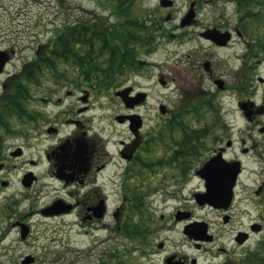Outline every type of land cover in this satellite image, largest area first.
Masks as SVG:
<instances>
[{
    "label": "rangeland",
    "instance_id": "1",
    "mask_svg": "<svg viewBox=\"0 0 264 264\" xmlns=\"http://www.w3.org/2000/svg\"><path fill=\"white\" fill-rule=\"evenodd\" d=\"M191 1L175 0L176 3L171 7L161 6L160 0L136 1L132 14L142 17V19L145 17L147 19L155 18L156 22L162 23L163 30L161 33L157 31L153 51L149 54L145 52L144 57L150 61V64L147 69L144 68V73L132 71L127 77H123L122 84L117 87V90L132 86L136 90L149 92L148 107L146 110H141L146 113V128L152 124L156 125L162 119L159 110L160 103L169 105L172 103L180 104L179 107L182 106L180 112L182 111L184 124L191 130L194 129V132L200 130L197 128L201 124V108L198 106V112H195L192 104L196 102L200 104V96L208 97V95L212 96L213 93H217L215 97L221 100V110L227 122L226 129L219 127L215 129L221 140L217 143L212 137L207 136L204 138L207 141L205 150L200 151L198 155L189 153V158L181 157L180 159L199 164L216 153L217 148L224 147L227 140L231 138L234 140L233 146L227 148L224 155L227 159L239 155L244 167L239 178V185L236 188L238 190L236 197L238 206L234 213L235 217L233 222L226 226L218 225L216 223L221 219V214L218 211L209 206L200 207L190 200L193 191H198L204 185L199 177L190 178L183 185L182 190H179V185L170 182L166 184L167 188L170 192H177L180 195L181 203L187 204L196 218L212 222L211 232L215 236L214 242L206 244L207 252L205 249H197L184 234L183 224H177L172 219L173 210L179 205L177 201L169 199L167 201L168 206H166L161 204L159 200L158 205L155 206V227H158L159 223L160 225L163 224L159 222L160 215L163 213L165 214L163 221L167 228L160 231L159 229L156 231L157 228H155V234L151 236V245H149V249L151 248L155 252L145 254L138 238L133 240L131 237H126L127 240L120 237L119 255L109 260L110 262L115 261L116 264H165L166 254L172 251L195 256L199 261L198 264H221L225 256L218 253L220 247L236 251L235 257L238 258L243 256L246 251L254 248L264 233V229H262V232L252 234L243 246H237L234 242L238 229L246 228L251 231L250 225L259 219V208L262 206V198H264V189L262 200L258 199L260 196L256 194L260 185H264V155L262 154V147H259L264 141V131L261 130L264 127V57L255 59V67L251 72L253 93L248 95L234 89L242 77L241 74L249 73V71L243 73L246 70L242 68L250 65L248 61H246V65L242 64L241 53L244 52L245 46L237 42V33H234L235 43L233 45L227 48L213 47L210 58L213 61L214 74L216 77H223L227 84L226 89L218 90L208 77L202 62L198 63L200 69L197 71L189 67L194 56L189 57L188 55L199 47L197 46L199 44L198 38H192V35L198 34L200 26L217 24L235 31L236 12L234 3L231 0H199L200 6L196 14L201 24H199L200 26L185 28L180 26L181 19L186 15ZM9 3L0 7V46L14 48L15 54L6 66L5 72L0 74V81L8 78L10 74L15 75L21 70L24 63L34 61L37 51L44 52L50 45L49 43L55 39L56 34L67 23L80 17L88 18L94 14L101 15L102 18L103 16L109 17L112 14L113 6V1L109 2V0H10ZM170 13L171 15L168 16ZM204 43V47L207 48V42ZM203 56L207 57L205 54ZM161 75H168V83L160 82L158 78ZM76 76L77 74L70 68L65 75L56 76V74L50 73L38 83H30V95L22 100L27 113L29 111L30 113L20 118H17L16 115L11 117L16 132L14 131L9 135L10 138L6 143L7 150L5 151L6 160H3L5 167L0 170V264H23V259L27 255L37 258L34 261L35 264H70L73 256L75 258V255L79 253L78 250L83 252L85 248L94 243V239L98 237L97 234H109L101 230H96L88 236L73 234L66 226L69 217H64V220L62 218L55 219L44 217L40 211L37 212V209L51 203L56 194H59L58 183L48 173L45 158L49 144L56 140L58 133L50 132L52 134L50 135L47 133V128L50 122H58V119L61 120L63 117L65 119L71 115L70 103L74 104L73 116H76L78 108H76V100L81 94L79 91H82L81 87L75 85ZM71 82L73 83L71 84ZM74 90L75 92L72 93ZM89 90L86 87V91L89 92ZM117 90L104 89L100 92L98 90L93 92L91 102H89L91 108L87 112V124L91 133H100L105 128L102 133L110 138L108 147L114 153L121 146L119 140L131 136L125 125L117 124V121L111 118L117 113L130 110L126 108L121 98L115 97ZM183 92L187 100L182 96L183 94L181 95ZM60 96L65 97L63 105L58 104ZM249 99L255 101V105L263 107L261 111L257 108L258 114H255V117L252 115V119L244 116L239 106L240 101ZM64 106H68L66 112H62L65 109ZM68 123L65 122L62 125L61 135H67L70 132L72 126ZM163 131H165V142L161 143L159 140L155 142L153 153L150 155L151 162L152 160L159 161L161 157L168 159L169 154L173 152L171 151L173 144L180 145L183 150L187 149L188 145L182 134L178 138L176 134L171 135L172 133L167 129ZM156 139H158L157 136ZM201 140L199 138V142ZM15 145H23L21 156L10 155V146ZM199 147L200 145L196 148ZM245 148H248L249 151L244 153ZM197 152L198 150H196ZM158 167L155 169L157 170ZM118 169L119 164L117 166L111 165L106 172L107 177L109 173L112 174ZM29 170H34L39 179L34 185L27 188L22 183V177ZM2 180L4 181L2 182ZM137 181L135 184L140 183V180ZM147 181L151 189L158 192L166 191L163 187L165 183L156 175ZM109 184L108 187L110 188L111 185ZM117 184L114 186L119 187ZM109 196L112 201H117V194ZM18 198H21L20 203L16 202ZM6 205L13 207L12 213L9 215L3 214L1 210ZM13 215L23 216L24 221L30 224L31 232L27 238L23 239L19 229L12 225L11 222L16 218L11 219ZM261 220L264 224L263 216ZM59 222L64 223L63 230H61ZM69 241L72 243L71 248L68 246ZM160 241L164 242V248H159L158 243ZM149 249H145V251ZM83 261L85 259L81 258L80 263Z\"/></svg>",
    "mask_w": 264,
    "mask_h": 264
},
{
    "label": "flooded vegetation",
    "instance_id": "2",
    "mask_svg": "<svg viewBox=\"0 0 264 264\" xmlns=\"http://www.w3.org/2000/svg\"><path fill=\"white\" fill-rule=\"evenodd\" d=\"M10 0H0V7H4V5L10 4ZM195 2V11L197 13V9L199 8V0H192L190 2L189 8ZM174 0V4H175ZM187 9V12L189 10ZM171 15V13H170ZM169 15V16H170ZM82 18V17H80ZM85 18V17H84ZM102 18V17H101ZM138 20H142V17H136ZM105 21L110 23L112 26L113 20H117L118 18L111 15L110 17H104ZM146 19V17H145ZM201 24L200 19L197 17L192 20V22L188 23L183 27H194L200 26ZM137 26V25H136ZM182 26V24L180 25ZM157 31L163 30L162 23L158 22ZM217 27L222 30H231L229 27H221L219 25H208L207 26H200V31L194 33L192 38H198V45L197 49L194 52L189 53V57L192 55L194 58L189 64L193 70H199L198 63H203L205 70L207 71L208 77L212 80V82L217 86L218 90L226 89V82L223 77H216L214 74L213 68V61L210 58V52H212V48H227L230 45L235 43L234 33L235 31L232 30L233 35L227 41L226 44H219L212 40L209 36L205 34L209 28ZM237 31V42L239 44H243L245 46L244 52H242V59L246 61L248 56L249 47L251 43L249 42L248 38L235 29ZM207 42L208 47H204L205 43ZM139 54L141 56L138 58L140 63L139 71L144 73V68L147 69L150 61L146 59L144 56L147 53V49L139 48V44H137ZM0 50L6 51L10 59L8 63L11 61L12 56L15 54L14 48H5L0 46ZM209 50V52H208ZM42 51L38 50L37 55L40 54ZM146 52V53H145ZM205 54L204 57L203 55ZM6 55V54H5ZM198 56V57H196ZM202 57V59H200ZM247 63V62H246ZM243 64V63H242ZM245 64V63H244ZM246 65V64H245ZM26 66V63L23 64V68ZM1 67V62H0ZM6 70V67H3L0 70V74H3ZM143 70V72H142ZM11 74L8 75V78L0 81V108L2 107V100L7 99L10 93L15 90L12 89L16 81H12ZM168 76V75H167ZM167 76L161 75L160 82L163 84L168 83L169 79ZM174 79V78H173ZM223 80L221 86L217 83L218 80ZM73 82H71L72 84ZM77 87H81L82 91H79L81 94L78 95L76 100V116L74 117V104L70 103V109L72 111L71 115L64 119V117L58 122H50L47 128V133L52 135L50 132H57V138L55 141L49 144V148L45 152V158L47 162V170L48 173L52 175V178L58 183L57 190L59 194H56L55 198L51 201V203L47 204L43 208H48V206H53L54 202H60L50 207L47 213L42 212L43 208L37 209V212L40 213L44 217H52V218H64L69 217L67 221V227L70 232L73 234H83V235H92V233L96 230H101L103 232H108L109 234L103 233V235L97 234L94 243L85 248L84 251H79L78 254L73 256V260L70 264H107L110 262V258L118 257L119 250L118 247L120 246V237L125 239L132 238L133 240L138 238L140 241L141 248L143 252L146 254L154 253L155 251L151 248L149 249V245H151V236L155 234L156 231L163 230L167 228V225L164 224L165 214L161 213L159 222L163 223L158 227H155V206L158 205L157 203L160 200L161 204H165L168 206L167 201L169 199L176 200L179 204L176 208H174L172 213V219L177 224H183V229L185 226L192 224L196 221H203L204 219H198L194 216L193 211L187 207V204L181 203L180 195L177 192H170L167 188L166 184L170 182H174L175 185H179V190H182L183 185L190 180V178L197 176L203 182V187L200 188L198 191H193V195L190 200L194 201L200 207L209 206L214 210L218 211L221 214V219L217 221L216 224L221 226H226L227 224L232 223L234 219V213L236 212V208L238 204H236V197H237V187L239 185L240 176L239 173L236 185L234 187V194L233 200L231 204L226 208L225 206H214L209 203H205L200 205L197 199L196 194L200 191L206 190V181L205 179L198 173L199 170L204 162H200L199 164L193 161H182L181 159H166L161 161L157 160H146L149 158L150 155L153 153V147L155 142L158 141L156 139L157 131L160 128L164 130H171V125L174 122V118L180 114V110L182 108L179 107L180 104H166L160 103L159 110L161 120L157 122L156 125L152 124V126L146 128L145 127V114L141 110L147 109L148 99H149V92L145 90H136L132 87L131 93L133 94L132 102H134L133 106L131 107L128 112H120L117 113L114 117L111 118L117 121V124L125 125L129 132L131 133L130 138H122L119 140L120 148L117 149L116 153L109 149L108 144L110 143V138L105 136L101 131L100 133H91L90 127L87 124V112L91 108L92 99V90L86 91V87L80 86L88 85L89 83L86 80H76L75 82ZM180 88V87H179ZM72 91V93H74ZM71 94V93H69ZM183 94V95H182ZM184 98V92L181 93ZM65 97H59L60 105H63V100ZM195 98V97H194ZM48 99V98H45ZM100 102V101H98ZM196 102V99H195ZM164 104L163 110H161V105ZM72 105V106H71ZM68 107V106H67ZM64 106V110L62 112H66V108ZM257 106L253 105L250 107L252 111V115L255 117L257 113ZM29 111V108H27ZM30 113V111H29ZM128 115H139L141 116V120L137 119V124H134V129H131L130 124L131 120L128 118ZM252 116V118H253ZM17 118L18 115H16ZM68 123L71 125L72 128L67 135H61L62 125ZM13 125L12 118H7V124ZM140 123V126L138 124ZM111 124V123H110ZM13 132L15 131V127L13 125ZM16 132V131H15ZM0 170L4 169L5 167V160L6 154L5 151L7 150L6 143L10 138V134H5L4 129L0 128ZM179 134V133H178ZM181 134V132H180ZM179 134V135H180ZM150 135H152L150 137ZM245 141V139H243ZM18 148L21 150L24 148L23 145H15L10 146V155L14 156V151ZM173 153L176 150H181L180 145L173 144L171 145ZM23 152V151H22ZM235 157H238L236 155ZM4 160V161H3ZM230 161H233L230 160ZM119 164V169L114 173H109L108 177L106 172L109 170L111 165ZM157 170L155 167H157ZM28 172V171H27ZM35 172V171H34ZM36 174V173H35ZM154 175L160 178L163 183L164 192H158L155 189H151L148 185V179H153ZM37 178L36 181L39 179L38 175L36 174ZM172 176V178H170ZM140 180V183L135 184ZM4 180H2L3 182ZM34 181V183L36 182ZM34 183L32 185H34ZM111 185V187H108ZM118 183L119 187L114 186V184ZM264 189V185H260V187L256 190V194L260 196L258 199L262 198V191ZM117 194L116 200H111L109 195ZM184 199V198H183ZM185 200V199H184ZM262 200V199H261ZM17 203L21 202V198L16 200ZM116 202V203H115ZM165 206V207H166ZM262 207V206H261ZM260 209L259 219L254 221L253 223H260L262 224V209ZM9 215V214H8ZM16 217V218H15ZM12 225L21 230L20 223L26 222L24 221V217L21 215L12 216L11 219ZM64 220V219H63ZM207 222V220H206ZM252 223V224H253ZM58 224L61 225V230L64 223L59 222ZM250 225V228L252 226ZM212 222H207L206 225L203 224H195V226L199 228H208V232L202 231H195L194 235L203 236L201 238H196L195 236L190 237L187 234V237L193 242L192 244L200 250L205 249L207 252L206 244L214 242L215 236L211 232L212 230ZM258 225L255 224V227ZM129 230H132L130 234ZM249 232V237L246 242L251 238L252 234L256 232L248 231L246 228L238 229L235 235V241L237 246H243L245 243H240L239 239L244 237L245 233ZM262 232V231H261ZM211 235V237H210ZM125 236V237H124ZM128 240V239H127ZM239 241V242H238ZM71 241H69L68 246L71 248L72 246ZM164 242L160 241L158 243L159 248H164ZM145 249H149L145 251ZM219 254H223L225 259L221 264H228L232 261L233 257L236 254V251H230L225 247H220L218 252ZM115 255V256H114ZM215 257V255H213ZM83 258L85 261L80 263V259ZM37 260V258H36ZM35 260V261H36ZM111 264H116L115 261L110 262ZM165 264H198L199 261L195 256H188L185 254L180 253L179 251H172L168 252L164 258ZM35 264V263H34Z\"/></svg>",
    "mask_w": 264,
    "mask_h": 264
},
{
    "label": "trees",
    "instance_id": "3",
    "mask_svg": "<svg viewBox=\"0 0 264 264\" xmlns=\"http://www.w3.org/2000/svg\"><path fill=\"white\" fill-rule=\"evenodd\" d=\"M109 1H113L112 14L118 18L113 20L112 26L98 14L67 23L44 52L37 55L34 61L28 62L22 70L10 78L17 83L12 85V89L15 90L8 98L1 101L0 128L4 129L5 134L13 133L14 129L10 123L7 124L8 115L9 117H14V115L22 117L29 114L22 104L23 98L26 99L30 95L31 86L29 84L38 83L50 73L61 76L71 68L77 74L76 79L86 80L90 88L100 92L104 89H117L122 84L123 77H127L132 71H138L140 56L137 44L139 48H145L149 53L153 51L158 21L156 22L155 18L138 20L136 18L138 16L132 14L136 0ZM231 1L235 7L236 26L251 43L246 60L250 65L242 68L246 70L243 73L248 71L249 73L241 74L242 77L234 89L251 95L253 93L251 72L255 67V59L264 57V0ZM246 61L243 60V64ZM215 96L217 93H213L212 96L208 95V97L200 96V104L197 102L192 104L195 112H198V106L201 108V124L197 128L200 129L199 131L194 132V129L191 130L184 124L182 111L173 119L175 123L171 125V130L169 129L171 135L176 134L180 138L181 132L188 146L186 150H176L174 152L176 155L172 154L168 159L189 158V153L198 155L207 146V141L204 139L207 136L212 137L217 143L221 140L215 129L216 127H227V122L221 110V100ZM163 130L160 128L157 132V138L161 143L165 142V131ZM199 138L202 139L201 142ZM199 145L200 147L196 148ZM259 147H262L264 155V141ZM196 150H198L197 153ZM147 159L150 160V157ZM164 159L167 157H161L159 161L162 162ZM262 199L261 209L264 218V198ZM1 210L3 214H9L12 213L13 207L6 205ZM129 232L132 233V230ZM228 264H264V233L254 248L246 251L241 257L234 256Z\"/></svg>",
    "mask_w": 264,
    "mask_h": 264
},
{
    "label": "water",
    "instance_id": "4",
    "mask_svg": "<svg viewBox=\"0 0 264 264\" xmlns=\"http://www.w3.org/2000/svg\"><path fill=\"white\" fill-rule=\"evenodd\" d=\"M160 3L162 6H172L174 1L173 0H160ZM196 16L195 11V2H192L189 11L186 13V15L182 18L181 24L182 26L187 25L188 23L192 22V20ZM207 36H209L212 40L219 44H226L227 41L230 39L232 32L229 30L223 31L217 27L209 28L208 31L205 32ZM6 54V55H5ZM8 53L4 50H0V62L1 67L0 70L3 69L6 61L9 59ZM223 80H218L219 86H221ZM131 87H126L124 89L117 90L115 93L116 95L123 98L124 102L128 107H132L134 102L130 101L132 100L133 96L130 94ZM255 104V101L249 99L245 101H241L239 103L241 109H243L245 116H247L249 119H252V111L250 110V107ZM164 105H161V110H163ZM261 111V109H259ZM164 111V110H163ZM128 118H130V127L131 129H134V124H137V119L141 120V116L139 115H128ZM134 123V124H133ZM140 126V123L138 124ZM262 131H264V127L261 128ZM233 140L229 139L226 143L227 147L232 146ZM216 154L211 156L209 159H207L203 166L197 170L198 173L205 179L206 183V190L205 192H198L196 194L199 204L203 205L205 203L212 204L214 206H225L226 208L231 204L234 194V187L237 182L238 174L242 168V163L240 159H236L233 161H230L226 159L224 156V152L226 151V148L221 147L218 148ZM248 149L245 148L243 151L246 152ZM21 149H17L14 151V155L21 154ZM36 179V175L33 174V171H29L26 173L22 179V183L28 188L32 185L33 181ZM60 202H55L54 205ZM53 205V206H54ZM50 206V207H53ZM48 208L42 209V212L47 213ZM195 224H203L206 225L205 221H196L192 224H189L185 227L184 232L188 234L190 237L195 236L196 238H201L203 236H197L194 235V232L196 231H202L207 233V227L199 228L195 226ZM21 225V237L25 239L28 234L30 233V225L28 223L22 222ZM261 228V225L258 224V227H255V224L252 226L253 230H259ZM245 236L240 238L239 241L243 243L247 237L248 233L244 234ZM211 237V235H210ZM238 241V242H239ZM35 261V256L27 255L23 259V264H29L33 263Z\"/></svg>",
    "mask_w": 264,
    "mask_h": 264
}]
</instances>
